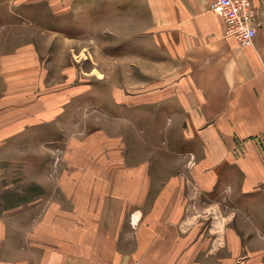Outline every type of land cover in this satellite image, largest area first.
I'll return each instance as SVG.
<instances>
[{"label":"crops","instance_id":"1","mask_svg":"<svg viewBox=\"0 0 264 264\" xmlns=\"http://www.w3.org/2000/svg\"><path fill=\"white\" fill-rule=\"evenodd\" d=\"M213 1L0 0V32L13 30L10 19L26 17L40 21L33 26L43 32L46 6L55 33L70 32V13L80 11L86 33L91 19L101 34H120L114 49L130 34L133 49L146 51L147 64L162 75L137 74L132 64L130 89L115 87L111 100L122 107L139 99L128 106L137 124L162 119L164 130L177 131L168 150L179 164L163 175L162 159L124 154L123 138L111 154L101 147L74 156L54 173L49 201L41 203L42 196L29 205V212L42 206L37 217L1 221L0 264H264V0H252L253 46L225 35ZM28 40L16 47L18 57L0 56L8 84L0 99V148L36 139L43 113L52 112ZM143 76L148 83L139 90ZM143 104L153 106L141 110Z\"/></svg>","mask_w":264,"mask_h":264},{"label":"rangeland","instance_id":"2","mask_svg":"<svg viewBox=\"0 0 264 264\" xmlns=\"http://www.w3.org/2000/svg\"><path fill=\"white\" fill-rule=\"evenodd\" d=\"M92 4L98 6L97 2ZM42 10L44 17L41 23L45 22L46 28L43 32L37 27L35 31L33 24L40 21L33 17L10 19L13 30L3 28L0 32V56L13 53L12 57H18L16 47L21 46L22 42H30L28 39L32 38L43 68L41 93L44 101L52 107L51 113H43L42 130L36 139L28 138L25 145L14 146L11 143L0 148L3 161L0 165V228L3 219L22 216L32 220L37 217L42 206L40 211L29 212V205L42 196L41 203L45 205L50 194L53 192L54 195L53 175L57 169L65 170L68 160L74 156L81 159V156L97 152L101 147V153L111 154L117 147L115 141L118 138L127 142L123 146V153L128 156L165 159L160 160L163 175L170 166L179 165L177 160H172L176 155L168 150V140L176 142L177 131L164 130L162 119L150 125L146 122L138 125L134 118L136 115L130 113L131 108L128 106L137 104L139 99L127 98L122 107H116L111 100L115 87L130 89V82L127 85L125 82L129 81V74L133 73L132 64L137 74L150 73L151 78L162 75L154 65L147 64L146 51L133 49L131 35L127 33L122 35L123 40H126L122 47L114 49L115 42L121 39L120 34H101L98 20L93 25L90 19V31L86 33L83 29L87 30L88 26L78 17L80 11L70 13V32L55 33L50 29V19L46 16L49 8L44 6ZM112 19L114 17H107L108 22H113L111 24H119ZM124 20L126 27L131 25L129 16ZM139 20L144 22V19ZM20 25L25 28L19 29ZM136 25L139 28L144 26L142 22ZM101 46L103 52L99 51ZM104 56L106 59L102 58ZM148 79L145 76L139 79V90L146 89ZM6 84L0 76V93L4 91L0 99L7 94ZM131 94L128 91L127 95ZM163 103L154 106L160 107ZM149 106L153 105L143 104L140 109L148 110ZM119 126L124 128L120 130ZM107 141L111 143L105 145ZM189 156L188 164L193 166L195 160L192 155ZM24 210L28 212L20 214ZM2 245L0 241V254L3 253Z\"/></svg>","mask_w":264,"mask_h":264},{"label":"built area","instance_id":"3","mask_svg":"<svg viewBox=\"0 0 264 264\" xmlns=\"http://www.w3.org/2000/svg\"><path fill=\"white\" fill-rule=\"evenodd\" d=\"M211 7L225 23V35L241 46H253L257 35L252 0H214Z\"/></svg>","mask_w":264,"mask_h":264},{"label":"bare ground","instance_id":"4","mask_svg":"<svg viewBox=\"0 0 264 264\" xmlns=\"http://www.w3.org/2000/svg\"><path fill=\"white\" fill-rule=\"evenodd\" d=\"M98 72V71H97ZM99 74V73H98ZM100 75V74H99ZM135 217V216H134Z\"/></svg>","mask_w":264,"mask_h":264}]
</instances>
